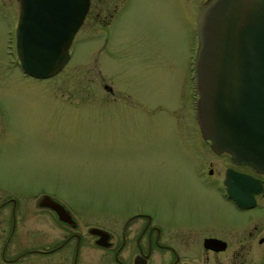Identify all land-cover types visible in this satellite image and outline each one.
Instances as JSON below:
<instances>
[{
    "label": "rangeland",
    "instance_id": "rangeland-1",
    "mask_svg": "<svg viewBox=\"0 0 264 264\" xmlns=\"http://www.w3.org/2000/svg\"><path fill=\"white\" fill-rule=\"evenodd\" d=\"M203 2L116 0L110 27L89 20L69 62L42 79L17 64L18 0H0V182L26 198L47 189L106 227L140 204L217 205L191 176Z\"/></svg>",
    "mask_w": 264,
    "mask_h": 264
},
{
    "label": "flooded vegetation",
    "instance_id": "flooded-vegetation-1",
    "mask_svg": "<svg viewBox=\"0 0 264 264\" xmlns=\"http://www.w3.org/2000/svg\"><path fill=\"white\" fill-rule=\"evenodd\" d=\"M18 2L12 47L20 65L22 0ZM117 7L116 0H90L79 30L89 20L93 23L88 27H110ZM197 55L192 73L195 110ZM202 138L199 151L191 155V176L217 205L188 199L161 214V203L140 204L125 214H110L106 227L47 189L26 198L0 182V264H264V172L235 160L230 151H216L212 139ZM53 201L66 212L52 207ZM59 210L73 220L63 219Z\"/></svg>",
    "mask_w": 264,
    "mask_h": 264
},
{
    "label": "water",
    "instance_id": "water-1",
    "mask_svg": "<svg viewBox=\"0 0 264 264\" xmlns=\"http://www.w3.org/2000/svg\"><path fill=\"white\" fill-rule=\"evenodd\" d=\"M89 7L90 0H22L17 53L23 71L42 79L58 74ZM196 34L202 134L216 151H230L264 172V0H209Z\"/></svg>",
    "mask_w": 264,
    "mask_h": 264
}]
</instances>
